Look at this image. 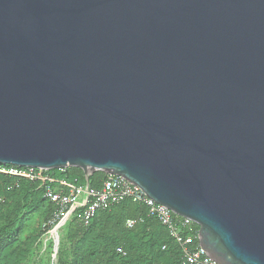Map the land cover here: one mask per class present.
I'll return each instance as SVG.
<instances>
[{"label": "water", "instance_id": "1", "mask_svg": "<svg viewBox=\"0 0 264 264\" xmlns=\"http://www.w3.org/2000/svg\"><path fill=\"white\" fill-rule=\"evenodd\" d=\"M0 164L122 176L264 264V0H0Z\"/></svg>", "mask_w": 264, "mask_h": 264}, {"label": "trees", "instance_id": "2", "mask_svg": "<svg viewBox=\"0 0 264 264\" xmlns=\"http://www.w3.org/2000/svg\"><path fill=\"white\" fill-rule=\"evenodd\" d=\"M46 173L85 185L83 172L75 167ZM105 178L106 174L95 171L89 175V188L99 189ZM55 210L44 197L40 181L0 173V264H29L32 250L51 228L47 223ZM177 226L181 238L194 237L198 231L194 223L181 226L178 222ZM196 244L194 240L189 249ZM55 259V264H187L180 244L166 227L149 216L144 205L129 199L97 210L87 225L74 215L69 218L58 230Z\"/></svg>", "mask_w": 264, "mask_h": 264}, {"label": "built area", "instance_id": "3", "mask_svg": "<svg viewBox=\"0 0 264 264\" xmlns=\"http://www.w3.org/2000/svg\"><path fill=\"white\" fill-rule=\"evenodd\" d=\"M47 171L34 168L21 169L0 166V173L2 174L41 182L44 197L56 206L52 219L47 223L51 225L50 230L57 224H62V227L73 215L83 225H87L97 210L109 208L120 201L129 199L134 203L144 205L147 209V214L155 217L162 226L166 227L171 237L180 244L187 264H216L199 246L197 233L194 237H180L177 223L179 222L181 226H184L193 222L187 218L179 217L170 212L165 206L155 203L146 196L140 187L130 183L122 176L106 175L99 189H91L88 185L78 186L64 179L53 177L47 174ZM176 217L182 220L178 221ZM127 225L131 226L132 222L129 221ZM50 230L48 232H51ZM194 240H197L196 246L189 249V245Z\"/></svg>", "mask_w": 264, "mask_h": 264}, {"label": "rangeland", "instance_id": "4", "mask_svg": "<svg viewBox=\"0 0 264 264\" xmlns=\"http://www.w3.org/2000/svg\"><path fill=\"white\" fill-rule=\"evenodd\" d=\"M60 229V228H59ZM52 233V232H51ZM50 232L44 233L35 249L32 250L28 262L29 264H55L56 259H52L53 238ZM49 243H52L51 247Z\"/></svg>", "mask_w": 264, "mask_h": 264}, {"label": "bare ground", "instance_id": "5", "mask_svg": "<svg viewBox=\"0 0 264 264\" xmlns=\"http://www.w3.org/2000/svg\"><path fill=\"white\" fill-rule=\"evenodd\" d=\"M51 233V232H50ZM51 235H52V238H54V235H53V233H51Z\"/></svg>", "mask_w": 264, "mask_h": 264}]
</instances>
